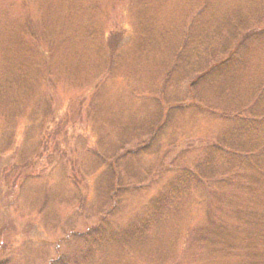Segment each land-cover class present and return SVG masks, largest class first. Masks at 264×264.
<instances>
[{"label": "rangeland", "instance_id": "rangeland-1", "mask_svg": "<svg viewBox=\"0 0 264 264\" xmlns=\"http://www.w3.org/2000/svg\"><path fill=\"white\" fill-rule=\"evenodd\" d=\"M203 2L0 0L4 30L0 43L6 44L0 50H8L0 60L11 56L12 63L22 62L26 68L24 86L13 91L12 87L6 96L12 97L9 105L0 99V264H55L61 257L68 258V264H94L85 258L89 244L77 243L73 235L96 227L103 218L118 230L141 215L168 178L199 156L203 143L218 138L225 128L218 115L189 106L186 83L191 76L181 73L173 83L165 82L173 51ZM218 2L224 17L239 6L247 14L255 12L251 6L261 0L251 6L249 0ZM216 10L210 5L197 18L202 32L204 25H236L231 22L233 14L219 24L203 21L207 14L218 15ZM29 30L39 33L41 41H35L32 32L33 37L27 35ZM114 37L117 44L112 49L109 42ZM22 42L26 47L20 53ZM261 46L264 39L245 47L248 55L256 57L246 73L247 83L240 86L244 97L251 84L264 79ZM49 49L55 55L46 61L44 53ZM181 58L183 63L188 60ZM12 63L4 67L8 83L15 78ZM4 69L0 65V74ZM164 101L182 102L186 108L170 121L160 156L145 158L137 166L142 170L154 166L156 178L141 180L144 186L133 196H119L113 214L105 176L108 167L102 157L131 136L137 125L130 123L152 121L157 106H166ZM181 203L178 214L169 215L175 219L160 233L163 245L178 239L175 256H180L171 264H205L203 250H189V243L190 232L204 223L208 199L194 191Z\"/></svg>", "mask_w": 264, "mask_h": 264}, {"label": "trees", "instance_id": "trees-1", "mask_svg": "<svg viewBox=\"0 0 264 264\" xmlns=\"http://www.w3.org/2000/svg\"><path fill=\"white\" fill-rule=\"evenodd\" d=\"M254 1L249 0V6ZM259 3L251 6L255 11L250 12L252 15L241 11L242 6H239L229 15L221 17L220 2L204 0L196 16L186 26L182 42L173 51L165 82L173 83L174 78L181 73L191 76L186 83L191 99L189 106H198L202 111L218 115L225 128L220 131L218 138L201 145V154L190 160L188 166L181 167L176 175L168 178L161 192L142 209L141 215L134 216L118 230L103 218L96 227L73 235L77 243L89 244L85 256L88 262H176L180 256H175L178 239L174 238L168 243L165 241L163 245L160 233L166 230L169 221L175 219L169 215L175 211L178 214L181 198L198 191L208 199L205 207L207 213L204 223L190 232L189 250H203L208 260L205 264H264V79L251 84V91L246 90L248 97H244V89V92H240V86L248 81L246 73L252 57H256L255 54L248 55L245 47L252 40L264 39V0ZM210 5L213 9L217 8L218 15L207 14L203 21L219 24L233 14L231 22L236 25L227 28L204 25L202 32L201 26H197V18ZM3 31L0 29V40L4 41ZM29 32H32L35 41H41L39 33L29 30L27 35H30ZM24 34L17 35L23 38ZM109 43L115 49L116 37L110 39ZM0 46L6 48V44L0 43ZM20 46L19 52L23 53L26 44L22 42ZM262 49H258L261 54L264 53ZM1 51L0 54L8 50ZM44 54L45 60L49 61L55 51L50 53L49 49ZM184 56L188 57L185 63L181 61ZM9 57L5 55L0 60L2 69L11 65ZM46 68L50 72L49 65ZM25 71L24 63H12L11 73L15 78L8 83L9 74L5 73V69L1 70L0 99H6L7 105L12 100V97H6L10 89L13 87V91L24 86ZM243 75L247 77L243 78ZM14 96L16 102L17 97ZM164 103V108L157 106L156 117L152 121L144 118L130 123L138 126L131 136L122 138L108 157H102L108 167L105 176L109 182V201L113 214L119 196H133L144 186L141 180L156 178L154 166L145 170L137 166L145 158L160 156L170 121L181 108H186L182 102ZM135 167L138 169L135 170ZM165 169L167 175L169 168ZM140 172H144L143 177ZM162 177L157 180L159 183ZM68 263V258L61 257L55 264Z\"/></svg>", "mask_w": 264, "mask_h": 264}]
</instances>
